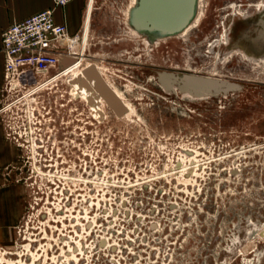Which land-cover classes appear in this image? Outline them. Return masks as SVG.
<instances>
[{"label":"rangeland","instance_id":"1","mask_svg":"<svg viewBox=\"0 0 264 264\" xmlns=\"http://www.w3.org/2000/svg\"><path fill=\"white\" fill-rule=\"evenodd\" d=\"M89 4L67 6V49L131 114L95 118L69 64L4 89L0 264H264V47L240 40L264 34V0H197L175 38L134 33L133 0ZM194 72L205 100L150 81Z\"/></svg>","mask_w":264,"mask_h":264},{"label":"built area","instance_id":"2","mask_svg":"<svg viewBox=\"0 0 264 264\" xmlns=\"http://www.w3.org/2000/svg\"><path fill=\"white\" fill-rule=\"evenodd\" d=\"M74 0H52L53 7L11 25L2 36L5 56V88L16 89L40 74H47L74 55L68 47L78 38L55 19V8H66Z\"/></svg>","mask_w":264,"mask_h":264},{"label":"bare ground","instance_id":"3","mask_svg":"<svg viewBox=\"0 0 264 264\" xmlns=\"http://www.w3.org/2000/svg\"><path fill=\"white\" fill-rule=\"evenodd\" d=\"M196 1L194 2V8L196 5ZM93 2L94 0H90V4H89V10L92 9L93 6ZM164 3V2H163ZM160 4V3H159ZM138 5H139V0H133V4L130 6L129 12H128V22L130 25V28L132 29V31H134V33L143 35L147 38L153 37V38H175L178 37L180 35H185L188 31L191 30V28L193 27V23H191V17L192 15L186 20V22L180 26L178 29H163L164 27H157L156 25H150V24H142L139 22L138 19V15H137V9H138ZM162 5V4H161ZM184 5L183 2L176 4L172 1H167L166 3L163 4V13L164 11L166 12L165 14L167 16L173 17L174 14H176V12L178 10H180L182 8V6ZM151 9L153 10L152 12L159 16L158 9L156 10V8H152L151 5ZM239 16V15H238ZM234 17V16H233ZM230 18V17H229ZM228 18V19H229ZM232 20V19H231ZM234 20V19H233ZM262 22V21H261ZM264 24V23H263ZM262 24V25H263ZM232 26V25H231ZM228 27V26H227ZM226 27V28H227ZM262 27V26H261ZM167 28H171V27H167ZM89 30V24L87 26V30L86 33H88ZM231 30V29H230ZM87 37V34H86ZM258 37V36H257ZM261 38V37H260ZM260 38H257L256 41H254V44L256 46H261V40ZM247 45V44H246ZM245 45V46H246ZM216 47V46H215ZM244 47V46H243ZM249 49V48H248ZM248 51V50H247ZM253 53V52H252ZM258 54V53H257ZM256 55V54H255ZM79 58H73V59H69V60H65L63 62V66L69 64V66H67L65 68V72H72L70 74V81H78V82H87L88 87L93 89V85L94 82H91L88 80V78L84 75V71L87 70L90 67H95L96 70L99 72L100 76L102 77V79L106 82V84L110 87V89L116 94V96L121 100V102L123 103L124 107L126 108V113L123 117H129L130 116V112H131V107H133L130 103L125 102V100L127 99V95H126V89L117 86L116 84L111 83L107 77L105 76L102 67H100V65H96V63H91V62H85V64L83 65V67L80 68V64L81 62H83V57H85V55L83 53H81L80 56H78ZM121 71V70H120ZM195 74H193L192 76L195 77V79H190L188 80V82L184 85V84H177V82L172 79L169 78V76H166V78L159 80V82L153 81V79L151 78V82H154L158 88L164 92H166L165 90H170L172 85H178L180 90L183 91L184 93H186L185 95H183L185 98L187 99H191V100H205L207 98H209V96L212 94V91H210L208 89V87H205V83L203 82H198L196 77L198 76L196 74V72H194ZM153 75V74H152ZM160 76V75H159ZM161 78V77H160ZM129 79V78H128ZM210 79V78H209ZM216 80V79H215ZM136 81V80H135ZM72 83L71 87L73 90H75L77 93V97H80L81 95L84 97V99H86L87 103H89L93 114L95 116V118H99L101 119L104 116V113L106 114V110L111 111L112 113H114L110 107L107 105V103L105 102L104 99L100 98L98 96V93L95 90H89L85 87V85H80L79 83ZM130 82V81H129ZM153 83V84H154ZM140 84V83H139ZM90 85V86H89ZM42 85H38L35 86L33 88L32 91L34 90H39L41 89ZM131 87V86H130ZM127 88V87H126ZM143 88V87H142ZM226 88V86H225ZM234 88V87H233ZM236 88V87H235ZM132 89V88H131ZM213 89V88H212ZM229 89V87H228ZM227 89V90H228ZM237 89V88H236ZM146 90V89H145ZM34 91V92H35ZM220 91V90H219ZM156 92V91H155ZM229 92V91H228ZM146 93V92H145ZM149 93V92H148ZM167 93V92H166ZM217 93V92H216ZM164 94V93H163ZM214 94V93H213ZM182 97V96H181ZM180 97V98H181ZM156 98V97H155ZM176 98V97H175ZM182 100V99H181ZM164 101V100H163ZM173 101V100H172ZM172 104V103H171ZM91 111V112H92ZM108 114V113H107ZM29 248V246H28ZM27 250V249H26ZM64 252V250H63ZM29 253V252H28ZM34 255V254H33ZM35 256V255H34ZM36 258V257H35ZM72 258V257H71ZM74 259H77V257L75 255H73ZM38 259V258H37ZM67 259H69L67 257ZM35 264V263H32Z\"/></svg>","mask_w":264,"mask_h":264},{"label":"water","instance_id":"4","mask_svg":"<svg viewBox=\"0 0 264 264\" xmlns=\"http://www.w3.org/2000/svg\"><path fill=\"white\" fill-rule=\"evenodd\" d=\"M167 1H172L176 4L181 2L184 3L182 8L174 14L173 17L167 16L164 11L163 13V4ZM164 2V3H163ZM194 2L195 0H139V5L137 9V15L139 22L142 24L156 25L157 27H164L163 29H178L182 26L186 20L194 13ZM160 3V4H159ZM162 4V5H161ZM158 9L159 16L155 15L151 9ZM171 27V28H167ZM84 75L88 78L89 81L94 82V88L88 87L87 82H78L73 81L72 83H79L80 85H85L89 90H95L98 93V96L105 100L110 109L118 116L123 117L126 113V108L124 107L121 100L116 96V94L110 89L106 82L102 79L99 72L96 68L90 67L84 71ZM193 77V76H191ZM195 79V77H193ZM198 82H203L200 77H196ZM200 79V80H199ZM204 83V82H203ZM90 86V85H89Z\"/></svg>","mask_w":264,"mask_h":264},{"label":"crops","instance_id":"5","mask_svg":"<svg viewBox=\"0 0 264 264\" xmlns=\"http://www.w3.org/2000/svg\"><path fill=\"white\" fill-rule=\"evenodd\" d=\"M80 1L78 0V3ZM52 7V0H0V104L3 102L5 89V56L2 52L3 33L14 23L21 22ZM73 13L74 8H55V19L58 23H68L69 18L73 17ZM10 149L12 146L7 141L0 116V156L10 154Z\"/></svg>","mask_w":264,"mask_h":264},{"label":"flooded vegetation","instance_id":"6","mask_svg":"<svg viewBox=\"0 0 264 264\" xmlns=\"http://www.w3.org/2000/svg\"><path fill=\"white\" fill-rule=\"evenodd\" d=\"M258 36V37H257ZM257 36H255V37H251V35H249V34H243L241 37H240V40L241 41H247V42H249V46L248 45H246L247 47H250L251 46V48L253 49L254 47H256L257 49H263V47H264V42H263V40H264V34H258ZM261 37V38H260ZM257 38H260V40H261V43H262V45L259 47V46H256L255 44H254V41H256L257 40ZM94 86V85H93ZM94 88V87H93Z\"/></svg>","mask_w":264,"mask_h":264}]
</instances>
